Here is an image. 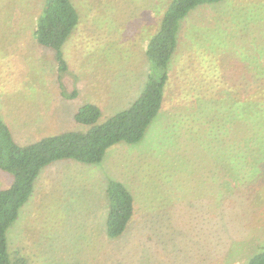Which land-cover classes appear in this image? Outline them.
Returning <instances> with one entry per match:
<instances>
[{"label":"rangeland","instance_id":"1","mask_svg":"<svg viewBox=\"0 0 264 264\" xmlns=\"http://www.w3.org/2000/svg\"><path fill=\"white\" fill-rule=\"evenodd\" d=\"M170 1L71 0L79 23L57 53L33 34L45 0H0V121L14 141L85 132L74 118L84 105L98 106L105 122L138 99L149 76L147 44ZM262 37L264 0H222L191 12L170 62L163 109L143 139L113 146L99 164L64 160L42 169L8 230L12 259L247 264L264 250V163L241 183L242 153H226L210 112L250 70L241 57L257 54ZM227 173L238 180L228 193ZM112 181L128 189L135 207L116 239L107 235ZM12 182L0 171V190Z\"/></svg>","mask_w":264,"mask_h":264},{"label":"trees","instance_id":"2","mask_svg":"<svg viewBox=\"0 0 264 264\" xmlns=\"http://www.w3.org/2000/svg\"><path fill=\"white\" fill-rule=\"evenodd\" d=\"M220 1H170L157 32L147 44L150 69L141 96L105 122H100L102 112L98 106L86 104L74 117L77 123L88 127L85 132H66L33 144L18 145L8 126L0 121V171L13 176L12 184L0 190V264H25L21 258L12 259L7 233L32 195L42 169L64 160L99 164L113 146L119 143L133 145L143 139L146 130L163 109L165 89L170 80L169 66L178 47L184 19L198 7ZM78 23L79 14L71 0H45L34 38L39 46L60 53ZM256 52L253 55L247 52L241 57L250 70L237 76V87H227L230 98L214 101L218 105L214 104L210 111L215 113L214 119L219 121L217 126L223 130L219 141L227 146L226 153L233 152L230 147H239V153H242L244 169L241 183L252 176L256 166L259 171V164L264 163V155L258 157L259 150L264 151V37L259 39ZM219 105L220 108L213 112ZM247 173L251 175L246 177ZM232 178L228 173L225 176L227 193L238 188V180ZM106 197L109 205L107 235L116 239L125 233L133 220L134 198L123 184L115 181L107 185ZM247 264H264V250L249 258Z\"/></svg>","mask_w":264,"mask_h":264},{"label":"crops","instance_id":"3","mask_svg":"<svg viewBox=\"0 0 264 264\" xmlns=\"http://www.w3.org/2000/svg\"><path fill=\"white\" fill-rule=\"evenodd\" d=\"M131 104H132V103H131ZM131 104H130V105H131ZM128 107H129V106H128Z\"/></svg>","mask_w":264,"mask_h":264}]
</instances>
